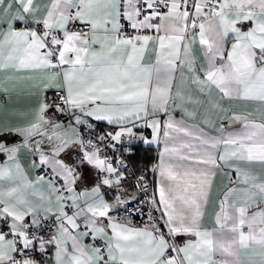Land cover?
<instances>
[{
	"label": "snow or ice",
	"instance_id": "obj_1",
	"mask_svg": "<svg viewBox=\"0 0 264 264\" xmlns=\"http://www.w3.org/2000/svg\"><path fill=\"white\" fill-rule=\"evenodd\" d=\"M76 22L84 27L69 28ZM247 22L250 27L245 31L240 25ZM144 30H154L156 35L143 34ZM152 41L155 60L145 63ZM197 43L206 67L197 64ZM185 67L202 93L210 95L216 89L221 99L264 106V0H126V4L122 0H52L43 11L36 0H0V70H44L41 91L63 89L58 102L39 103L34 123L17 129L26 140L43 138L28 146L38 153L33 166L51 169L48 180L43 175L30 180L17 162L19 149L0 145V152L7 153L11 162L0 166V182H5L0 187V221L8 229L0 231V264H42L36 252L46 256L43 264H245L242 253L259 258H250L246 264H264V180L259 177L235 167L237 182L244 187L227 189L215 215V228L202 227L213 170L233 168V160L264 165V108L259 123L250 118L252 113L222 116L241 128L226 131L221 124L219 136L203 129L193 132L168 116L167 129L197 143L169 147L170 133L164 132L165 147L152 171L159 172V204L167 232L157 222L138 229L115 220L110 215L114 205L104 198L101 184L119 190L124 178L120 169L102 157L98 143L45 115L52 107L57 112L67 110L76 125L91 128L90 117L120 126V131L98 137L100 142L133 136L125 125L141 120L145 122L141 126L151 128L158 138L160 121L149 117L168 113L173 81L177 73L184 75ZM175 97L185 99L179 87ZM188 102H193L190 97ZM213 108L229 112L218 103ZM204 123L216 128L211 119ZM46 142H54L51 154L41 150ZM70 145L82 153L79 164L86 162L106 174L91 190L78 191L81 177L76 166L57 158ZM221 146L222 154L217 155ZM182 149H188V154ZM165 157L207 167L194 170L169 163ZM42 184L47 185L46 192ZM116 203L126 201L116 196ZM68 208L76 211L70 215ZM49 220L55 233L46 237ZM178 236L192 239L181 245L175 242ZM84 238H99L105 250L85 243ZM50 246L54 252L49 256Z\"/></svg>",
	"mask_w": 264,
	"mask_h": 264
},
{
	"label": "crops",
	"instance_id": "obj_2",
	"mask_svg": "<svg viewBox=\"0 0 264 264\" xmlns=\"http://www.w3.org/2000/svg\"><path fill=\"white\" fill-rule=\"evenodd\" d=\"M37 4L43 11L46 6H50L52 0H36ZM122 3L126 4V0H122ZM15 7V6H14ZM156 21H153L155 23ZM70 25V24H69ZM18 28H23V24H18ZM243 30H247L250 27V22L240 25ZM148 35L155 36L154 30H148L146 33ZM162 34V33H161ZM155 41L150 42L148 52L145 54V63H153L155 60ZM194 55L197 58L198 65H204L206 67V62L203 58V52L200 45L197 43L194 45ZM184 75L181 76L177 73L175 80L173 81V101L169 105L168 113H159L155 117H149V119H158L160 121V135L156 138L152 129L144 125V121H136L135 124L128 123L125 125L127 128H131L133 136L129 137L127 134L121 137L122 142L131 143V149L134 152V145L138 144L142 147L153 148L155 150V160L150 169V174L153 180L157 200L159 203V172H153L152 169L159 165L160 154L163 152L165 147L164 132L168 131L170 133L169 139L167 141L169 147H179L181 143H197L193 141L191 137L184 136L183 133L172 132L165 127L168 116L170 115L181 127H186L193 132L203 129L205 132L211 134L212 136H219L220 133L218 128L221 124L225 126L226 131L239 130L241 125L233 124L228 120H222V116L235 113L238 115H243L246 113H252L251 119L256 120V122H261V110L264 106H261L258 102H248L242 100H230L228 98L221 99V94L218 90L213 89L212 93L209 95L207 91L200 92L199 86L193 83L190 78V74L187 69H183ZM198 71L202 69L198 68ZM46 77V72L44 70H32V69H6L0 70V145L6 148H18L17 152V162L21 165L25 175L32 181H35L37 176L43 175L45 180L50 177L46 174L39 172L37 166H33L32 158V148L28 145L34 143L35 140H39L42 137L35 136L30 137L26 140L25 136L22 135L17 129L28 128L32 123L35 122L36 110L39 107V103L42 100L49 102L50 96L58 89L48 88L47 90L41 91L44 78ZM179 87L185 99L180 100L175 97V90ZM191 98L193 102L189 103L188 98ZM199 101V103H196ZM220 104L223 108L229 109L228 113H219L213 108V104ZM184 109L188 112H192L194 115L189 117L186 115ZM83 118V117H82ZM73 123L66 124L64 121H57L64 127L75 128L78 132L77 126L74 119L71 117ZM90 124H98L109 128L112 133L120 131V126L108 124L106 121H95L92 118H87ZM211 119L215 122L216 128H209L205 125L204 120ZM69 128V131H71ZM157 139L156 143H146L145 140L151 141ZM54 142H46L41 145V150L45 151L46 154H51V149ZM222 146L217 150L216 154H222ZM182 152L188 154V149H182ZM74 152L81 153L80 149L76 145H70L64 152L60 154L58 159H63L65 163L71 159ZM82 154V153H81ZM133 156V154H132ZM133 160V157H132ZM131 160V162H132ZM165 160L169 163H179L185 166H190L194 170L205 168V165L194 164L192 160L189 161H178L176 158L165 157ZM11 162L7 159V153L0 152V166L10 164ZM221 164L223 162H220ZM233 168L221 167L214 169V176L212 180V188L209 193V199L204 209V216L202 217V227L209 230L215 228V215L219 211L220 200L223 198L224 193L227 189L231 187H244V185L239 184L237 173L234 171L235 167H240L245 171H248L251 175L257 176L260 180H264V165L258 162L249 163L247 161H231ZM133 164V162H132ZM134 166V164H133ZM135 167V166H134ZM136 168V167H135ZM77 172L80 174L81 179L78 181L77 190H91L101 181L100 174L98 171L88 165L86 162L79 164ZM5 182H0V187L4 186ZM41 190L47 191V185L42 184L40 186ZM101 192L104 194V198L111 204L114 205L111 216L114 217V213L117 210L122 209L128 202H131L137 197V192L132 185H121L120 189L108 188L106 185L101 184ZM116 196H120L122 200H125L124 204L116 203ZM160 205V204H159ZM163 212V205H160ZM69 212V208L66 209ZM74 212L76 211L73 209ZM73 212V213H74ZM69 212V214H73ZM115 219V217H114ZM166 219V217L164 218ZM116 220V219H115ZM120 223H126L130 227L142 229L149 225H136L127 221H119ZM107 223V221H102ZM83 229H81L82 231ZM110 232V230H109ZM192 239L188 236H178L176 237V243L183 244L185 240ZM85 242V238H84ZM90 243L91 242H85ZM70 244V242H69ZM95 246L94 244H92ZM54 249L51 250V255ZM217 259H220L219 254H217ZM241 261L247 262L250 258L259 259L258 257H253L251 253L241 254Z\"/></svg>",
	"mask_w": 264,
	"mask_h": 264
},
{
	"label": "built area",
	"instance_id": "obj_3",
	"mask_svg": "<svg viewBox=\"0 0 264 264\" xmlns=\"http://www.w3.org/2000/svg\"><path fill=\"white\" fill-rule=\"evenodd\" d=\"M126 23V22H125ZM32 27H35V25H30ZM84 27L83 25L79 24V22H76L75 25L71 24L69 25V28L72 30H79L80 28ZM88 29H85L87 31ZM126 31L128 33H132V29L126 28ZM148 30H144V33H146ZM143 33V34H144ZM63 92V89H58L49 98V102H58L59 101V93ZM46 117L49 118L51 121L57 122L60 120H65L67 123H73V121L70 118V113L66 110L64 112H57L54 110V108L50 107L48 112L45 113ZM92 127L89 128L87 125H76L78 129V133L81 138L87 140L91 139L93 142L98 143L99 147L102 149L101 155L107 156L110 161L113 163L115 167H118L120 169V172L123 174V180L121 181V184L125 185H134L137 190V197L136 199L132 200L131 202H128L124 208L117 210L114 213V217L117 220L120 221H128L137 225H150L153 222L159 223L164 232H167V228L163 225V219H161L163 212L162 208L158 203L153 180L151 177V174L149 171L144 168L141 170H137L131 160L130 155L132 152L131 146L129 142H115L112 141L110 138H106L104 141L100 142L98 141V137L105 136L107 133H112V131L104 126L97 125V124H91ZM43 139V138H41ZM107 145V147L105 146ZM80 153L74 152L72 154L71 160L69 161V165H75L76 169L79 165V160L81 158ZM33 160L38 161V153L32 154ZM120 161H123V164H120ZM39 172L46 174L47 176L51 177L52 172L51 169L47 168V166H37ZM104 173L100 174V177H103ZM140 177H143V180H140ZM57 184H62V181H59L57 179ZM141 185H146L145 187H142ZM153 200L156 201L155 204H153ZM69 212L73 213L74 210L72 208H69ZM151 217V219H150ZM47 224L50 226V230L45 231L43 234L47 237L55 233V225H52V221H47ZM0 231L7 232V225L4 224L2 221H0ZM85 242H91L95 246H98L104 251V244L103 241L99 238L95 241L90 240V238H85ZM52 247H49L48 255H51ZM35 258L38 261H41L43 264V261H45L46 256L42 255L39 252L35 253Z\"/></svg>",
	"mask_w": 264,
	"mask_h": 264
},
{
	"label": "trees",
	"instance_id": "obj_4",
	"mask_svg": "<svg viewBox=\"0 0 264 264\" xmlns=\"http://www.w3.org/2000/svg\"><path fill=\"white\" fill-rule=\"evenodd\" d=\"M134 149V152L132 151L133 156L131 154V160L133 157L132 162L134 166L140 170L146 168L151 173L150 169L155 160V150L153 148L142 147L138 144L134 145Z\"/></svg>",
	"mask_w": 264,
	"mask_h": 264
},
{
	"label": "bare ground",
	"instance_id": "obj_5",
	"mask_svg": "<svg viewBox=\"0 0 264 264\" xmlns=\"http://www.w3.org/2000/svg\"><path fill=\"white\" fill-rule=\"evenodd\" d=\"M70 118H71V115H70ZM72 120V119H71ZM60 121H64L66 124H71V123H67L65 120H60ZM131 146V145H130ZM81 154V153H80ZM131 154H132V152H131ZM72 157V156H71ZM71 160V159H70ZM130 160H131V155H130ZM69 163V162H68ZM77 168H78V166H77ZM137 169V168H136ZM144 169V168H143ZM137 170H140V169H137ZM76 171H77V169H76ZM121 185H125V184H121ZM132 186H134V185H132ZM135 187V186H134ZM135 189H136V187H135ZM136 192H137V190H136ZM137 195H138V193H137ZM136 199V198H135ZM124 208V207H123ZM117 220V219H116ZM120 221V220H119ZM128 222V221H127ZM131 223V222H130ZM134 224V223H133ZM137 225V224H136Z\"/></svg>",
	"mask_w": 264,
	"mask_h": 264
}]
</instances>
